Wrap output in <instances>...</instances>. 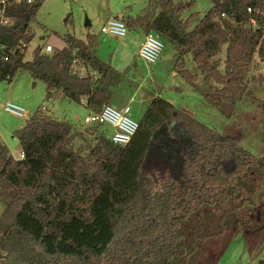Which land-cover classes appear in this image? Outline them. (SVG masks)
<instances>
[{"label":"trees","instance_id":"trees-1","mask_svg":"<svg viewBox=\"0 0 264 264\" xmlns=\"http://www.w3.org/2000/svg\"><path fill=\"white\" fill-rule=\"evenodd\" d=\"M42 1L8 0L11 22L0 24V79L24 71L44 82L46 98L84 99L86 107L99 109L110 102L123 73L97 56L92 35H67L66 47L51 53L38 45L24 59L34 37L30 22ZM171 3L149 0L126 26L178 46V72L225 117L264 92V76L251 75L254 56L264 59V0H212L190 29L191 16L179 17L186 4ZM185 53L195 71L180 60ZM258 107L264 143V96ZM85 127L36 111L14 132L22 157L0 143V249L8 264H215L240 233L236 210L243 204L232 201L249 184V173L262 172L264 156L159 95L124 146L103 131L95 135L97 125ZM175 127L186 134L190 150L170 138ZM77 139L85 145H75ZM261 221L256 236L264 241Z\"/></svg>","mask_w":264,"mask_h":264},{"label":"rangeland","instance_id":"rangeland-1","mask_svg":"<svg viewBox=\"0 0 264 264\" xmlns=\"http://www.w3.org/2000/svg\"><path fill=\"white\" fill-rule=\"evenodd\" d=\"M148 1L43 0L35 18L30 22L34 37L27 46L24 59L30 60L33 50L38 45L49 44L53 50L61 49L66 47L64 38L67 35L83 40L87 35H92L98 42L97 56L123 73L122 80L112 89V97L107 104L117 108L129 104L131 117L138 121L151 99L159 95L180 110L242 145L257 157H263L264 143L260 140L262 111L258 107L259 96H250L247 102L236 108L233 115L225 117L218 109L208 104L199 92L193 90L178 72L177 62L180 54L178 46L159 37L164 44L163 54L156 63L150 64L137 55L143 40V31L139 28L127 27L124 36L101 33V26L107 19L116 17L127 23L129 16L140 14ZM180 4L186 5L180 10L179 17L184 20L191 16L190 29L208 11L212 0H172L171 3L173 7ZM180 60L184 61L189 71L196 70L190 53L183 54ZM253 65L251 75L264 76V59L260 60L255 55ZM76 69L80 75L86 73L82 67ZM6 102L24 108L26 115L17 117L6 112L3 108ZM36 111L69 121L79 130L86 128L83 118L88 113L87 108L81 103L62 97L46 98L43 81L33 79L24 71H19L10 80L0 79V143H3L15 158L19 156V142L14 132ZM100 131L108 138L112 128L108 125H98L95 135ZM92 137L87 136L91 144ZM170 138L179 140L184 151L192 148L186 134L178 127L174 128ZM79 142L81 145L84 144L77 139L75 145L78 146ZM248 176L249 184L244 187L241 196L232 201L234 206L243 204L236 210L238 217L236 229H239L240 233L228 240L215 264H264V241H260V236H256L258 231L256 226L260 222V217L264 220V166L261 173H249ZM251 189L254 190L253 193ZM249 199L252 200L251 204ZM3 211L4 201L0 198V217ZM245 223L250 227H242ZM260 225H264V221ZM0 264H8L6 254L1 249Z\"/></svg>","mask_w":264,"mask_h":264},{"label":"built area","instance_id":"built-area-1","mask_svg":"<svg viewBox=\"0 0 264 264\" xmlns=\"http://www.w3.org/2000/svg\"><path fill=\"white\" fill-rule=\"evenodd\" d=\"M20 1V0H15ZM27 3H32L35 0H24ZM75 1V0H70ZM8 0H0V24L7 25L11 22V17L6 14V6ZM248 12L251 9L248 8ZM251 27L255 28L256 23L254 19L250 20ZM127 32L125 22L118 18H109L104 25L101 26V33L104 35L113 34L117 36H124ZM23 45V44H22ZM4 46H0V49ZM164 44L161 39L154 33H147L138 49V57L150 64H154L162 56ZM53 48L49 44H45L41 48V52L51 53ZM5 59H7L5 57ZM94 74V72L92 73ZM81 104L87 108L88 113L83 118L85 125H108L112 128V132L108 137L113 144L124 146L134 136L138 129V121L131 117V107L129 104H124L117 108L111 104H104L99 109H92L86 107V102L81 99ZM4 110L17 117H24L26 111L24 108L17 106L11 102H6L3 106ZM20 157L22 155L20 154Z\"/></svg>","mask_w":264,"mask_h":264},{"label":"water","instance_id":"water-1","mask_svg":"<svg viewBox=\"0 0 264 264\" xmlns=\"http://www.w3.org/2000/svg\"><path fill=\"white\" fill-rule=\"evenodd\" d=\"M256 96H259V97H263L264 96V92L261 91V92H255L254 93Z\"/></svg>","mask_w":264,"mask_h":264},{"label":"crops","instance_id":"crops-1","mask_svg":"<svg viewBox=\"0 0 264 264\" xmlns=\"http://www.w3.org/2000/svg\"><path fill=\"white\" fill-rule=\"evenodd\" d=\"M136 16V15H135ZM130 17H134V16H129V18ZM114 18H116V17H114ZM126 24V23H125ZM144 35H145V33L143 32V34H142V37H144ZM142 42V41H141ZM122 106V105H121ZM17 158H20V153H19V156L17 157Z\"/></svg>","mask_w":264,"mask_h":264}]
</instances>
